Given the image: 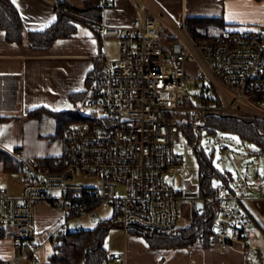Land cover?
<instances>
[{
	"label": "built area",
	"instance_id": "2783aa9c",
	"mask_svg": "<svg viewBox=\"0 0 264 264\" xmlns=\"http://www.w3.org/2000/svg\"><path fill=\"white\" fill-rule=\"evenodd\" d=\"M132 2L140 16L131 25L94 22L103 38L119 40L120 57L111 65L107 54L99 56L101 91L83 102V119L69 123L58 140L66 151L52 164L10 152L22 165L24 183L21 194L14 196L0 177V240L11 238L18 253L40 264L35 207L49 203L66 215L49 238L55 248L72 221L95 215L96 209L84 205L92 202L112 206L110 223L124 232L123 252L108 255L115 264L127 263L133 229L176 235L196 212L209 222L199 244L218 250L241 246L247 258L254 250L264 254L241 205L253 190L247 180L236 188L232 176L223 174L225 183L202 193L200 183H187L191 175L184 165L185 150L200 152V128L208 115L264 121V32L224 28L195 38L185 20H175L154 0ZM55 6L68 11L60 0ZM189 66L200 68V78L209 82L213 97L203 105H195L188 93ZM185 125L196 140H190ZM83 177L98 178L99 183L85 185L79 179ZM72 212L74 219L69 218Z\"/></svg>",
	"mask_w": 264,
	"mask_h": 264
},
{
	"label": "crops",
	"instance_id": "0c3cea01",
	"mask_svg": "<svg viewBox=\"0 0 264 264\" xmlns=\"http://www.w3.org/2000/svg\"><path fill=\"white\" fill-rule=\"evenodd\" d=\"M57 1L59 0H12L26 29L30 31H42L57 20ZM60 1L73 6H82L84 2ZM142 1L152 4V0ZM154 1L175 20H185L186 25L188 18L221 17L225 28L264 32V0ZM139 16L140 12L132 0H110V4L105 5L101 22L111 26H128ZM103 53L107 54L110 64L111 61L117 62L120 57L119 40L101 37L88 24H79L75 35L57 39L46 51H35L27 44L7 40L0 25V118H3L0 120V148L9 153L20 151L28 157L61 156L50 153L41 155L44 152L39 150L43 147L40 138L41 120L29 117L28 114L39 108L53 112L80 109L83 102H73L71 96L86 91L88 74L97 62L101 63L99 56ZM241 205L250 217L255 244L264 247V189L247 192ZM34 214L35 255L40 264H53L50 260L55 254V248L49 238L63 220L64 212L49 203H39ZM45 215H51V220L44 222ZM73 223L74 221L70 223V228ZM46 243L49 250L43 259L38 252ZM0 261L7 264H33L31 257L15 250V243L11 238L0 240ZM110 262L115 264L113 261L108 264ZM126 264H264V254L254 250L252 256L247 258L241 246L218 250L205 248L201 244L155 250L144 240H137L127 250Z\"/></svg>",
	"mask_w": 264,
	"mask_h": 264
},
{
	"label": "trees",
	"instance_id": "16d2710c",
	"mask_svg": "<svg viewBox=\"0 0 264 264\" xmlns=\"http://www.w3.org/2000/svg\"><path fill=\"white\" fill-rule=\"evenodd\" d=\"M103 0H84L82 6H73L66 1H62V6L68 9L67 12L58 11L57 20L42 31L27 30L18 9L12 0H0V25L5 31L7 40L19 44H27L35 51L49 50L54 42L59 38H68L75 35L79 24H88L94 30V22H101L105 5ZM187 27L195 38H207L225 28L224 19L221 17L188 18ZM96 31V30H95ZM97 32V31H96ZM100 36L101 34L97 32ZM102 37V36H101ZM100 63L97 62L95 68L89 72L86 79V91L81 94L71 96L73 102H85L87 98L98 97L102 88V76L99 72ZM44 114L54 115L58 119V129L56 137L61 139L69 123L83 119L79 109L65 112H53L43 108L29 112V117L42 118ZM3 118H0L2 120ZM205 126L215 133L216 129L229 131L237 134L241 139L254 143L264 148V121L252 120L249 118L234 117L228 115H208ZM185 130L194 141V131L189 125H185ZM66 151V147H63ZM201 155L200 159V185L202 193L210 191L213 181L222 177L211 166L210 161H206ZM59 157L42 158L43 164H52ZM0 163L8 173H21V163L9 152L0 148ZM225 181V177H222ZM86 210L98 207L97 203L84 204ZM77 217L72 212L70 219ZM66 215L64 213V218ZM192 223L181 229L178 234H154L149 235L133 229V234L143 236L152 249H176L199 244V237L208 233V221L201 220L199 213L193 214ZM62 221V220H61ZM60 221V223H61ZM59 223V224H60ZM112 227H118L110 223V220H102L94 229L73 230L69 226L59 235L58 244L55 246V254L51 257L53 264H108L110 252L106 247V239ZM119 228V227H118ZM209 248L205 243L202 245Z\"/></svg>",
	"mask_w": 264,
	"mask_h": 264
},
{
	"label": "rangeland",
	"instance_id": "374dc122",
	"mask_svg": "<svg viewBox=\"0 0 264 264\" xmlns=\"http://www.w3.org/2000/svg\"><path fill=\"white\" fill-rule=\"evenodd\" d=\"M217 32V31H216ZM214 31V33H216ZM116 62L111 61V65ZM202 70L196 66H189V80L187 81L188 93L195 105H203L207 100H211L213 94L209 89V82L200 78ZM41 120L40 134L43 147L39 150L44 151L41 155H60L64 148L59 144L56 137L58 129V119L54 115L44 114ZM199 153H188L184 151L185 169L190 172L187 183L199 185L200 181V157L202 154L206 161L211 162L214 170L220 174H230L232 176V184L242 186L243 179H246L249 185L253 187L255 192L260 188L264 189V148L254 143L241 139L237 134L216 129L215 133L211 132L206 126L200 128ZM230 150L234 154V160L230 158L227 151ZM2 183L8 189L10 195L19 196L22 191L23 178L21 173H8L4 169L0 171ZM243 176V178H242ZM85 185L98 184V178H79ZM225 183L220 177L213 181V185ZM195 208V204H192ZM95 209V208H94ZM114 214V208L109 205H101L96 208L95 215H86L74 221L71 229H94L102 220L110 219ZM51 215L43 217L44 222L51 220ZM182 221L186 225L187 219ZM137 240H147L138 234H131L128 237V248ZM148 243V242H147ZM106 247L112 253H122L124 245V232L121 228L112 227L106 239ZM49 250V245L45 246L38 252V255L45 259V255ZM45 264V263H42ZM47 264V263H46ZM109 264H113L110 262Z\"/></svg>",
	"mask_w": 264,
	"mask_h": 264
},
{
	"label": "water",
	"instance_id": "95a60500",
	"mask_svg": "<svg viewBox=\"0 0 264 264\" xmlns=\"http://www.w3.org/2000/svg\"><path fill=\"white\" fill-rule=\"evenodd\" d=\"M202 206H203L202 203H198V204H197V207H198V208H202ZM200 213H202V212H200Z\"/></svg>",
	"mask_w": 264,
	"mask_h": 264
},
{
	"label": "snow or ice",
	"instance_id": "6c2138e0",
	"mask_svg": "<svg viewBox=\"0 0 264 264\" xmlns=\"http://www.w3.org/2000/svg\"><path fill=\"white\" fill-rule=\"evenodd\" d=\"M13 2H15V0H13Z\"/></svg>",
	"mask_w": 264,
	"mask_h": 264
}]
</instances>
